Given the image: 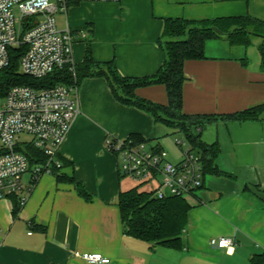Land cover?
Instances as JSON below:
<instances>
[{"label": "crops", "instance_id": "1", "mask_svg": "<svg viewBox=\"0 0 264 264\" xmlns=\"http://www.w3.org/2000/svg\"><path fill=\"white\" fill-rule=\"evenodd\" d=\"M247 14L264 20V0L85 1L72 4L65 24L59 27L69 25L77 35L74 64L83 62L90 41L96 62L113 61L123 76L143 77L156 73L165 62L159 42L165 18ZM261 42L258 37L249 47L233 46L226 35L209 40L205 59L185 62L184 112L224 115L264 103ZM137 95L168 103L162 84L138 88ZM79 105L81 112L59 158L66 161L61 172L80 181L91 198L80 195L74 183L59 181L55 173L40 177L16 218L12 197L0 198V264H91L77 255L83 252H101L111 259L108 264H255L254 258L264 260V119L219 118L203 125L200 140L219 146L214 160L217 171L206 172L203 186L186 198L192 205L186 248L176 250L125 233L120 193L138 186L150 190L120 172L119 160L107 146L108 139L137 133L148 142L175 129L123 104L103 76L81 81ZM191 149L204 161L203 152L194 145ZM31 179L30 173L25 174V191ZM219 236L233 238V249L212 246L211 238Z\"/></svg>", "mask_w": 264, "mask_h": 264}, {"label": "built area", "instance_id": "2", "mask_svg": "<svg viewBox=\"0 0 264 264\" xmlns=\"http://www.w3.org/2000/svg\"><path fill=\"white\" fill-rule=\"evenodd\" d=\"M85 1L107 0H0V69L10 64L15 48L24 47L20 72L43 78L55 69L73 63V45L77 35L68 25L60 29L57 17L67 15L70 6ZM82 36L86 33L82 32ZM74 81L52 87L15 85L0 106V198L16 195L23 206L40 177L61 170L59 151L81 110L80 85L72 67ZM178 143L184 146L183 140ZM109 150L119 160L120 172L135 179L155 197L194 195L204 184L202 156L183 149V159L172 162L161 147L148 149L146 142L132 138L108 139ZM43 153L37 159L32 149ZM32 176L25 191V174ZM145 186V187H144ZM212 246L232 250L235 241L219 236ZM91 264H108L111 259L101 252L77 253Z\"/></svg>", "mask_w": 264, "mask_h": 264}, {"label": "trees", "instance_id": "3", "mask_svg": "<svg viewBox=\"0 0 264 264\" xmlns=\"http://www.w3.org/2000/svg\"><path fill=\"white\" fill-rule=\"evenodd\" d=\"M244 1L249 2L250 0ZM215 28H218L223 34H219ZM221 35H226L231 45L245 47L253 44L254 37H261L262 42L259 45L260 67L264 71V20L249 14L200 19L167 17L165 18L162 37L159 40L165 52V62L152 75L143 77L123 76L113 61L96 62L92 55L91 43L88 41L82 63L65 65L63 68L55 69L47 76L37 79L20 72V57L25 48L19 47L13 50L10 64L0 69V100L4 99L11 87L15 85L46 88L61 83L70 84L75 80L72 67L75 69L76 80L79 85L87 77L103 76L108 79L115 97L123 104L135 106L150 113L157 122H162L175 129V132H184L194 147L203 152L205 173L216 172L214 160L219 152V146L218 143L206 145L200 140V130L203 125L219 118L239 122L264 119V103L224 115H193L184 112L185 62L187 60L205 59L207 42L217 39ZM244 62L247 63L248 59L245 58ZM155 84L166 86L167 104H158L137 95L138 88ZM129 138L137 142H146L144 137L137 133L131 134ZM31 151L37 156V159L31 162L32 164L46 159L45 155L38 150L32 149ZM63 163L65 165L66 161L63 160ZM54 173L59 181L74 183L79 194L84 198H91L86 187L75 177L67 176L59 169H56ZM11 197L14 201L13 215L16 218L22 206L16 195ZM119 206L126 234L153 245L176 250L186 248L185 230L192 208L186 198L181 196L158 198L154 196L152 191L141 190L138 186L120 193ZM253 260L255 264H264V260L258 257Z\"/></svg>", "mask_w": 264, "mask_h": 264}, {"label": "rangeland", "instance_id": "4", "mask_svg": "<svg viewBox=\"0 0 264 264\" xmlns=\"http://www.w3.org/2000/svg\"><path fill=\"white\" fill-rule=\"evenodd\" d=\"M65 15L60 14L57 17V21L59 25L65 24ZM259 36H256L254 38H258ZM3 103L2 100H0V106ZM178 140H183L185 142L183 148L178 143ZM163 146V150L167 152L168 159L172 162H179L183 159V149H190L193 147L192 143L187 138L186 134L184 132H169L166 135L162 136L159 139L154 140H148L146 142V147L148 149H151L152 147H157L158 145ZM28 176H26V179Z\"/></svg>", "mask_w": 264, "mask_h": 264}, {"label": "water", "instance_id": "5", "mask_svg": "<svg viewBox=\"0 0 264 264\" xmlns=\"http://www.w3.org/2000/svg\"><path fill=\"white\" fill-rule=\"evenodd\" d=\"M215 30H216L219 34H223V32L220 31L218 28H215Z\"/></svg>", "mask_w": 264, "mask_h": 264}]
</instances>
